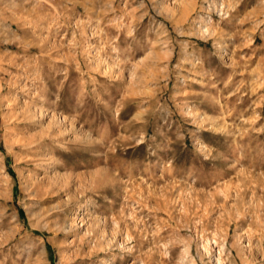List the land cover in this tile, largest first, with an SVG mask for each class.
<instances>
[{"label":"rangeland","instance_id":"rangeland-1","mask_svg":"<svg viewBox=\"0 0 264 264\" xmlns=\"http://www.w3.org/2000/svg\"><path fill=\"white\" fill-rule=\"evenodd\" d=\"M0 264H264V0H0Z\"/></svg>","mask_w":264,"mask_h":264}]
</instances>
